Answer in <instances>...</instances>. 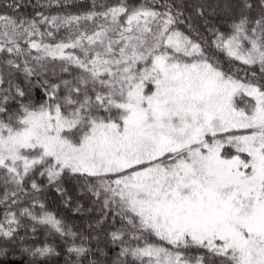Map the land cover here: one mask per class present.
Returning a JSON list of instances; mask_svg holds the SVG:
<instances>
[{
    "label": "snow or ice",
    "instance_id": "6c2138e0",
    "mask_svg": "<svg viewBox=\"0 0 264 264\" xmlns=\"http://www.w3.org/2000/svg\"><path fill=\"white\" fill-rule=\"evenodd\" d=\"M0 264H264V0H0Z\"/></svg>",
    "mask_w": 264,
    "mask_h": 264
}]
</instances>
